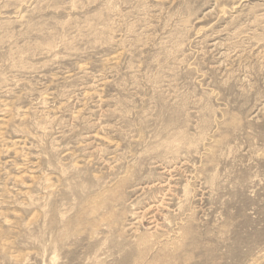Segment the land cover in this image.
I'll return each instance as SVG.
<instances>
[{
  "label": "rangeland",
  "instance_id": "374dc122",
  "mask_svg": "<svg viewBox=\"0 0 264 264\" xmlns=\"http://www.w3.org/2000/svg\"><path fill=\"white\" fill-rule=\"evenodd\" d=\"M0 264H264V0H0Z\"/></svg>",
  "mask_w": 264,
  "mask_h": 264
},
{
  "label": "bare ground",
  "instance_id": "6f19581e",
  "mask_svg": "<svg viewBox=\"0 0 264 264\" xmlns=\"http://www.w3.org/2000/svg\"><path fill=\"white\" fill-rule=\"evenodd\" d=\"M7 148V147H6ZM6 150H8V149H6ZM9 151V150H8ZM161 198V197H160ZM157 240V239H156ZM166 257V256H165Z\"/></svg>",
  "mask_w": 264,
  "mask_h": 264
}]
</instances>
